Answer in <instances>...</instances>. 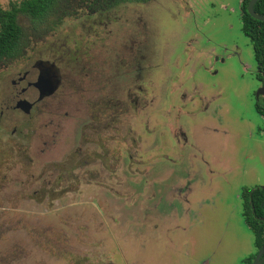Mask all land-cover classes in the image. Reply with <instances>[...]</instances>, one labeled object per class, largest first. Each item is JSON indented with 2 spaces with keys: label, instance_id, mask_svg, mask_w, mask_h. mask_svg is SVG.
<instances>
[{
  "label": "rangeland",
  "instance_id": "rangeland-1",
  "mask_svg": "<svg viewBox=\"0 0 264 264\" xmlns=\"http://www.w3.org/2000/svg\"><path fill=\"white\" fill-rule=\"evenodd\" d=\"M240 2L61 0L49 31L52 15H18V52L0 60V264L256 254L241 195L264 182V120ZM40 60L62 82L36 103L21 90ZM19 99L34 103L28 114L13 109Z\"/></svg>",
  "mask_w": 264,
  "mask_h": 264
},
{
  "label": "trees",
  "instance_id": "trees-1",
  "mask_svg": "<svg viewBox=\"0 0 264 264\" xmlns=\"http://www.w3.org/2000/svg\"><path fill=\"white\" fill-rule=\"evenodd\" d=\"M61 0H20L10 3L4 9L0 5V60L13 58L19 49L22 30L17 23L19 14L26 15L37 22L46 21L49 16H53L48 24V31L60 24V17L56 16L55 7ZM93 6L99 2L105 3L108 7H113L121 3H147L151 0H80ZM248 0L240 2V19L242 22V32L249 38L252 45L253 57L256 64V78L262 83L264 77V22L253 19L247 12ZM108 4V5H107ZM256 14L264 15V0H258L253 5ZM255 110L264 120V95L255 102ZM244 200L242 216L256 237L257 250L264 243V182L253 189L242 191ZM257 253V252H256ZM255 255L245 261L251 264ZM264 264V263H262Z\"/></svg>",
  "mask_w": 264,
  "mask_h": 264
},
{
  "label": "water",
  "instance_id": "water-1",
  "mask_svg": "<svg viewBox=\"0 0 264 264\" xmlns=\"http://www.w3.org/2000/svg\"><path fill=\"white\" fill-rule=\"evenodd\" d=\"M258 0H248L247 12L255 20L264 22V15L256 14L253 11V5ZM33 68L37 70L38 74L36 80L29 84L37 91L36 101L48 97L54 93L59 85L58 73L54 67L53 63L47 61H37L33 65ZM264 95V77L260 87L255 93V99L257 100L259 96ZM33 103L27 101L26 99H19L14 105V109H18L25 114H28ZM264 263V243L261 248L257 251L251 264H262Z\"/></svg>",
  "mask_w": 264,
  "mask_h": 264
},
{
  "label": "flooded vegetation",
  "instance_id": "flooded-vegetation-1",
  "mask_svg": "<svg viewBox=\"0 0 264 264\" xmlns=\"http://www.w3.org/2000/svg\"><path fill=\"white\" fill-rule=\"evenodd\" d=\"M150 2V1H149ZM149 2H147V3H149ZM121 4H128V3H121ZM130 4H132V3H130ZM134 4H146V3H134ZM118 5H120V4H118ZM118 5H115V6H113V7H116V6H118ZM82 6V5H81ZM105 6V9L106 8H111V7H108V6H106V5H104ZM83 9H84V12H85V14H90V11H92V6L90 5V4H84V6H83ZM94 10V9H93ZM103 11V10H102ZM92 14H95V11H93L92 12ZM151 41V40H150ZM148 45H149V43H148ZM151 45H152V42H151ZM48 62V61H47ZM49 63H52V62H49ZM54 64V63H53ZM54 67H55V69H56V71H57V73H58V77H59V85H58V87H57V89L54 91V93L52 94V95H50V96H48V97H45V98H43V99H41L40 101H36V103H38V102H41V101H43L44 99H46V98H50V97H52V96H54L55 95V93L57 92V90L61 87V82H62V79H61V74H60V72H59V70H58V68L56 67V65L54 64ZM36 70V69H35ZM37 71V70H36ZM29 72H25L24 74H23V76H21L20 77V79H19V81L20 82H26V79H27V77L29 76ZM37 74H38V72H37ZM37 77V76H36ZM36 80V79H35ZM31 83H33V82H26V87L25 88H23L22 90H21V94H23V93H25L27 90H28V88H32V89H34L35 90V88H33L31 85H29V84H31ZM261 85V84H260ZM36 91V90H35ZM36 93H37V91H36ZM262 96H259V98L257 99V100H259L260 98H261ZM256 100V101H257ZM156 101H154V103H155ZM152 103V102H151ZM34 104V103H33ZM33 106V105H32ZM32 108V107H31ZM13 109H14V107H13ZM15 110H17V109H15ZM2 114V113H1ZM149 125V124H148ZM179 135H181L182 136V134L179 132L178 133ZM178 134H176L175 133V135L177 136V137H179V135ZM183 137V136H182ZM243 199V198H242ZM243 203H244V200H243ZM258 251V250H257ZM256 255V254H255ZM254 259V258H253Z\"/></svg>",
  "mask_w": 264,
  "mask_h": 264
}]
</instances>
